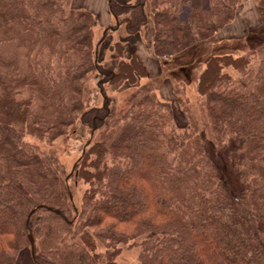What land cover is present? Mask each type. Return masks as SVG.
<instances>
[{
	"label": "trees",
	"instance_id": "1",
	"mask_svg": "<svg viewBox=\"0 0 264 264\" xmlns=\"http://www.w3.org/2000/svg\"><path fill=\"white\" fill-rule=\"evenodd\" d=\"M190 1L108 8L133 35L148 4L153 53L171 56L229 23L240 0L203 9ZM255 1L264 23V0ZM69 3L0 0V264H16L28 233L33 264H115L129 242L140 248L137 264H264V39L241 55L206 58L200 114L177 97L185 119L177 126L152 83L138 82L147 72L134 53L123 59L115 42L118 62L100 65L94 18ZM100 74L130 90L121 105L105 98L84 110L83 82ZM79 119L98 136L74 165L87 185L76 207L54 153L26 138L56 140Z\"/></svg>",
	"mask_w": 264,
	"mask_h": 264
},
{
	"label": "rangeland",
	"instance_id": "2",
	"mask_svg": "<svg viewBox=\"0 0 264 264\" xmlns=\"http://www.w3.org/2000/svg\"><path fill=\"white\" fill-rule=\"evenodd\" d=\"M99 1L101 0H70L69 7L74 10H84L92 14L94 18L92 42L99 44L97 60L104 68L118 62L119 58L115 55L114 43H121L124 47L122 58L128 59L130 52L134 50L135 44L133 43V38L135 37H131L132 35L126 33V23L122 17L116 20L109 13L110 16L108 19V17L103 15L101 8H95V11H90L87 8L81 7L85 3L89 4V6L101 7L102 4ZM117 1L126 3L134 0ZM240 2L242 1L240 0ZM206 5L207 0H204V3H201L199 0H191L188 6L203 9ZM146 6L145 13L147 14L148 23L141 28L143 30L142 40L144 41H147L148 38L149 20L152 21L148 4ZM229 23L213 33H209L202 39L196 40L192 45L184 48L175 55L157 56L153 53L154 58L157 60L154 61L153 65H149L146 76L138 81L139 83H152L159 100L170 104L173 110L174 122L177 126H183L185 124V119L179 111L180 105L177 102V97L185 100L195 115L200 114L198 110L202 100L197 95L196 80L199 72L204 67L206 58L214 54L241 55L246 53L251 45L255 43L252 40L264 39V23L260 19L254 22L255 25L251 24L249 28L247 27L248 23L245 24V29H242V31L236 28L238 26L236 22L233 21V23L227 26ZM109 26L111 28L110 30H104ZM224 70L230 74H234L231 68H225ZM125 84L126 81L121 86H119L117 80L111 83L107 82L101 74L96 78L95 75H89L83 82V90L81 92L84 110L92 107H100L105 98L112 99L117 106L121 105L122 100L130 90ZM122 87L124 89H121ZM97 136V132L90 136L88 128L79 119L75 122L71 130L56 140L47 141L32 136L26 138L30 143L37 145L39 149L54 153L58 166L65 176V179H67L68 193L72 197L71 201L76 207L80 206L81 195L87 185L80 180L74 179L72 176L74 168L72 170V167L78 161V158L81 156V151L86 147L88 141L91 139L90 141L92 142ZM212 162L219 172L223 176L225 175V178L228 174L230 175L228 173L229 169L223 160L217 162L214 159ZM226 181L228 180L226 179ZM103 249L104 246L98 243V251L103 252ZM139 251L140 248L136 244H130L129 242L121 245V249L115 257V264H137ZM16 264H33L28 245L23 246L18 251Z\"/></svg>",
	"mask_w": 264,
	"mask_h": 264
},
{
	"label": "crops",
	"instance_id": "3",
	"mask_svg": "<svg viewBox=\"0 0 264 264\" xmlns=\"http://www.w3.org/2000/svg\"><path fill=\"white\" fill-rule=\"evenodd\" d=\"M201 3H204V0H199ZM242 2H238L235 7L234 16L231 20V22L227 25L229 26L231 23L236 22L237 23V29L241 30L245 29V24H247L248 28L251 24L255 25L254 22L259 19L258 12H257V4L255 0H241ZM102 6L101 7H95V6H89V4H84L81 7L87 8L90 11H95L96 9L101 8V11L105 17H108L109 19V12H108V0H101ZM96 8V9H95ZM254 18V19H253ZM251 19V21H250ZM253 19V20H252ZM149 28H148V38L147 41L142 40V29L135 35H132L133 43L135 44L134 50H132L131 53H134L138 60L143 64L145 71L148 73L149 65H153L154 61L157 59L153 56V50H152V35H153V24L152 21L149 20ZM148 23V21H147ZM257 23V22H256ZM107 26V25H106Z\"/></svg>",
	"mask_w": 264,
	"mask_h": 264
},
{
	"label": "water",
	"instance_id": "4",
	"mask_svg": "<svg viewBox=\"0 0 264 264\" xmlns=\"http://www.w3.org/2000/svg\"><path fill=\"white\" fill-rule=\"evenodd\" d=\"M73 168H74V166L72 167V170H73ZM68 197H69L70 200L72 199L70 193H68ZM56 213H59V212L56 211ZM27 240H28V244H29L31 258H33V255H34V240H33V237H32V235L30 233H28V235H27Z\"/></svg>",
	"mask_w": 264,
	"mask_h": 264
}]
</instances>
